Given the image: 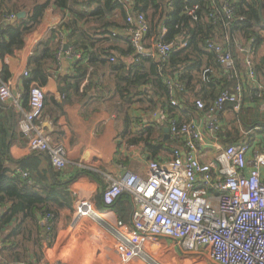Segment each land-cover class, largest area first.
<instances>
[{
  "label": "trees",
  "instance_id": "1",
  "mask_svg": "<svg viewBox=\"0 0 264 264\" xmlns=\"http://www.w3.org/2000/svg\"><path fill=\"white\" fill-rule=\"evenodd\" d=\"M261 1L131 0L133 10L138 12L136 14H143L148 24V31L143 38L146 50L147 47L151 49L152 44L148 45L147 41L151 42L152 38L155 42L174 44L170 53L163 57L157 50L151 51V55L137 54L130 39L127 50L95 48L92 35L84 31L81 24L93 19L99 25L95 31H103V35L112 36L114 30L124 28L110 20L115 10H124L127 6L122 0H102L94 13L78 8L70 9L74 0H0V54H12L14 50L20 49L23 36L38 27L49 8L68 12V17L62 24L69 30L68 38H60L59 29H56L50 38L42 41L36 48L31 59L34 82L40 87L45 84L46 78L50 76L48 71L59 66L57 56L62 43L67 41L72 48L70 57L74 63L72 72L60 76L58 81L59 92L64 100L70 103L93 102L96 107H87L86 113L94 112L100 107L107 108L122 123L121 137L128 145H144L147 153L155 160L162 154H168L170 159L174 156L177 148L175 143L178 141H165L166 127L171 130L173 123L188 124L199 111L221 118L225 112L234 110V105L227 102L221 109L211 111L222 92L234 89L239 78H228L227 71L217 61L208 44H222L227 38H232L233 41L236 36L253 39L255 48L263 47L264 19L260 9L264 8V0ZM76 4L80 3L77 1ZM195 5H198L197 20L184 14L185 7ZM226 5L234 12L229 24L223 12ZM23 12L27 13L24 18L13 23L5 21L7 17H17ZM126 26V30L131 28L128 23ZM5 38H8L9 43ZM183 41L187 42L185 48L180 47ZM226 45L228 44L224 47L233 54L231 45ZM41 49L43 50L40 51ZM127 56L131 57L130 62L123 59ZM252 61L258 81L264 84V57H258L255 50ZM236 63L240 77L245 73L237 60ZM206 70L209 72L204 79ZM168 81L183 85V91L176 90L173 96L178 102L177 106L171 104ZM253 99L257 100L256 97ZM197 101H202L205 107L199 109ZM46 104L45 98V106ZM133 108L151 114L156 111L164 112L169 123L155 124L158 129L144 125L136 132L133 128ZM234 116L232 125L222 126L217 132L218 139L226 147L249 142V138L264 134V113L257 107L243 103L241 111ZM240 127L244 132L255 133L247 137ZM3 138L0 136V264H32L35 258L40 257L38 250L43 235L50 237L51 225L44 220L50 212L36 205L27 207L17 194L57 198L68 203L67 198L71 193L68 184L58 180L60 171L52 166L47 154L43 157L48 163L47 170L39 169L35 172L29 165L35 163L36 158L33 156L27 161L14 160L10 155L9 139ZM178 146L182 148L183 143L180 142ZM24 173L28 176H24Z\"/></svg>",
  "mask_w": 264,
  "mask_h": 264
},
{
  "label": "crops",
  "instance_id": "2",
  "mask_svg": "<svg viewBox=\"0 0 264 264\" xmlns=\"http://www.w3.org/2000/svg\"><path fill=\"white\" fill-rule=\"evenodd\" d=\"M74 1L70 4V9L75 10L78 8L84 12L94 13L99 9L102 0ZM77 1L80 3L79 5L76 4ZM133 8L132 2L124 10L118 9L112 13L110 20L124 27L114 30L118 34L116 38L111 34L103 35V31H95L99 25L93 19L85 20L81 24L83 30L92 35L95 48L128 49L131 36L126 30L127 19L130 14L137 15L136 13H138ZM260 14L264 19L263 7H261ZM25 16H27V13ZM67 17L68 12L49 8L38 27L23 36V45L20 49L14 50L12 54H5L4 56L0 54L1 73L3 78L11 83L13 92V98L6 105L0 106V136L4 137L3 139H9V144H11L10 155L14 160L27 161L33 156L36 158L35 163L29 165L35 172L39 169L47 170L48 163L43 158L45 154L30 151L28 139L19 131L17 123L21 119L22 111L29 109L31 87L37 85L34 82L35 75H33L31 63L36 48L42 41L50 38L56 29H59L60 38L67 39L69 30L62 26ZM15 20L11 22L13 23ZM163 35H165V31ZM233 39L232 41V38L230 40L227 38V41H222V45H231L233 55L237 62L242 65V71L245 74L239 77V71L236 77L239 78V83L229 91H234L239 84H242L246 106L257 107L261 113H264L260 107L264 101V84L258 81L255 71V77L250 76L249 67L247 66V61L251 60L253 69L255 68L252 61L255 58V50L258 57H264V46L255 48V42L251 38L246 39L235 36ZM5 40L9 43L8 38H5ZM158 43L155 42L154 38L151 39V42L147 41L148 45L152 44L151 49L147 47V50L154 51ZM66 45L68 50L65 53ZM61 48L57 56L60 64L48 71L50 76L46 78V82L42 86L47 104L41 118L36 121V125L40 131L50 138L53 146H63L67 151L68 163L65 169L58 170L60 171L58 180L61 183L68 184L71 196L67 198V203L57 198L48 199L34 195L17 194L18 198L22 199L27 207L36 205L54 215L50 237L43 235L38 250L40 257L35 258L32 264H122L116 251L115 237L107 239L100 236L98 231L102 227L101 222L92 217L77 215L76 206L79 202L88 201L93 205L96 214L102 215L108 223L114 225L116 222L122 221L128 227H131L132 214L136 208L132 198L125 194L112 207H107L103 200L104 192L109 188L112 180L119 179L127 173H136L145 177L149 173L150 161L164 162L171 158L169 159L168 154H162L159 159L155 160L147 153L144 145H128L121 137V132H123L122 123L107 108L100 107L94 112L89 111L86 113L87 107L91 109L96 107L93 102L89 104L80 101L70 103L64 100L59 92L58 81L60 76L63 77L72 72L74 61L70 57L72 48L67 41L62 43ZM114 53L118 54V51L114 50ZM123 59L128 62L131 61L130 56L123 57ZM25 73L28 75L25 76ZM253 90L255 92H252ZM253 97H256L257 100L255 101ZM233 111L225 112L221 118L213 116L220 124V128L234 123L236 112ZM167 118L166 113L161 111L151 114L140 111L138 108L132 110L133 128L136 132L144 125L153 127H157L158 125H155L157 123L165 125L169 123ZM211 118L212 116L208 113L199 111L191 121L195 123L204 138L197 153V156L203 162L214 160L226 148L218 139L217 133L214 134L208 130ZM241 131L247 137L255 133L252 131L244 132L242 128ZM169 138L166 139L165 132V141H172L171 135ZM175 144H177V148H181L178 146L180 142ZM239 144L250 146L251 151L248 154V159L251 160L252 152L264 153V134H257L249 138V142ZM181 149H184V147ZM36 161L40 163H36ZM261 176L264 180V168L261 170ZM44 220L46 222V218ZM163 249L170 252L168 253L169 257L167 256L163 263L157 262L158 260L155 261L151 257L152 250L149 249L146 252L148 259L139 257L130 264H175V255L180 257L181 255L183 257L193 256V258L196 257L201 261L210 262L205 251L184 253L171 240L160 242L157 250L160 252Z\"/></svg>",
  "mask_w": 264,
  "mask_h": 264
},
{
  "label": "built area",
  "instance_id": "3",
  "mask_svg": "<svg viewBox=\"0 0 264 264\" xmlns=\"http://www.w3.org/2000/svg\"><path fill=\"white\" fill-rule=\"evenodd\" d=\"M126 5L131 0H122ZM198 5L185 7L184 14L197 20ZM228 24L234 12L229 5L223 7ZM15 16L5 19L15 20ZM243 20V18H240ZM127 31L137 54L151 55L146 50L143 38L148 24L143 14H130ZM113 37L117 33L112 34ZM187 42L180 45L185 48ZM174 44L159 42L155 50L166 57ZM208 48L227 71L228 78L237 77L239 68L231 51L224 45L210 42ZM251 77H255L251 60L247 61ZM209 70L204 72V79ZM210 69V73H211ZM28 74L25 73V76ZM171 104L178 105L173 97L176 90L183 91V85L168 81ZM13 98L11 83L3 79L0 69V106ZM230 102L234 111L240 112L244 103V87L239 84L234 91L222 92L211 111L221 109ZM199 109L205 107L197 101ZM264 112V101L260 105ZM45 110V92L33 85L29 95V109L22 111L18 121L19 131L28 139L29 149L35 153L47 154L52 166L65 169L68 163L67 151L63 146H53L50 138L39 130L36 121ZM208 130L216 134L220 124L212 116ZM171 138L182 142L184 149L176 148L174 156L167 161H150L149 173L145 177L127 173L111 181L104 192L103 200L112 207L123 195L128 194L136 208L132 214L131 227L124 222L108 223L97 215L88 201L79 202L76 213L81 217H92L101 222L98 233L107 239L115 237L116 251L122 264L147 257L148 249H159L162 240H171L184 253L205 251L213 264H264V153L252 152L248 144L228 146L218 156L203 162L197 156L203 143V135L194 122L184 125L172 124ZM24 176L28 174L24 173ZM54 215L48 214L46 223L51 225ZM61 264V263H53Z\"/></svg>",
  "mask_w": 264,
  "mask_h": 264
},
{
  "label": "rangeland",
  "instance_id": "4",
  "mask_svg": "<svg viewBox=\"0 0 264 264\" xmlns=\"http://www.w3.org/2000/svg\"><path fill=\"white\" fill-rule=\"evenodd\" d=\"M149 250V249H148ZM147 250V252H148ZM152 253H151V257L156 261L158 260L157 262L159 263H163L164 259L168 256L169 257V254L170 252H167L165 251V249L161 250L159 252V250L155 249V248H152ZM175 264H213L212 262H208L206 260H199L198 258L194 257L193 256H184L181 255V257L179 255H175Z\"/></svg>",
  "mask_w": 264,
  "mask_h": 264
},
{
  "label": "water",
  "instance_id": "5",
  "mask_svg": "<svg viewBox=\"0 0 264 264\" xmlns=\"http://www.w3.org/2000/svg\"><path fill=\"white\" fill-rule=\"evenodd\" d=\"M260 12H261V9H260ZM25 15H26V13H24V12L18 14L17 17H16V20L24 18ZM16 20H15V21H16ZM15 21H13V22H15ZM67 50H68V46L66 45V46H65V50H64L65 53H66ZM165 132H166V139H167V138H169V136H170V129H169V128H166V129H165Z\"/></svg>",
  "mask_w": 264,
  "mask_h": 264
}]
</instances>
